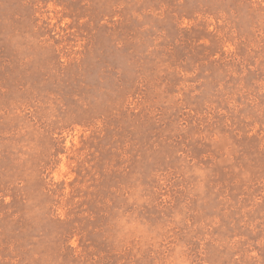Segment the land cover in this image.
<instances>
[{"label": "rangeland", "instance_id": "rangeland-1", "mask_svg": "<svg viewBox=\"0 0 264 264\" xmlns=\"http://www.w3.org/2000/svg\"><path fill=\"white\" fill-rule=\"evenodd\" d=\"M0 264H264V0H0Z\"/></svg>", "mask_w": 264, "mask_h": 264}]
</instances>
